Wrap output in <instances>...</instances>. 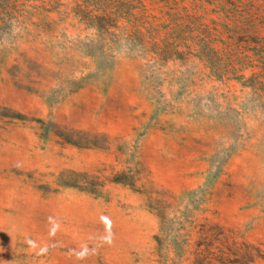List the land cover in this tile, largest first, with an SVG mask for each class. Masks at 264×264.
<instances>
[{
  "label": "rangeland",
  "instance_id": "rangeland-1",
  "mask_svg": "<svg viewBox=\"0 0 264 264\" xmlns=\"http://www.w3.org/2000/svg\"><path fill=\"white\" fill-rule=\"evenodd\" d=\"M0 264H264V0H0Z\"/></svg>",
  "mask_w": 264,
  "mask_h": 264
}]
</instances>
